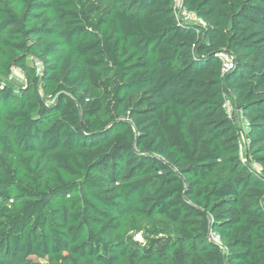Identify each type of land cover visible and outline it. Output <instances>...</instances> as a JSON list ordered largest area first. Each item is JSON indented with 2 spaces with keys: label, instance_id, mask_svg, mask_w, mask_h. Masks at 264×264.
Here are the masks:
<instances>
[{
  "label": "trees",
  "instance_id": "1",
  "mask_svg": "<svg viewBox=\"0 0 264 264\" xmlns=\"http://www.w3.org/2000/svg\"><path fill=\"white\" fill-rule=\"evenodd\" d=\"M181 4L0 0V264H264V0Z\"/></svg>",
  "mask_w": 264,
  "mask_h": 264
},
{
  "label": "built area",
  "instance_id": "2",
  "mask_svg": "<svg viewBox=\"0 0 264 264\" xmlns=\"http://www.w3.org/2000/svg\"><path fill=\"white\" fill-rule=\"evenodd\" d=\"M174 2H175L176 19L182 20L184 22L192 23L194 25H197L198 27H201L204 25L203 20L199 16L195 15L194 13L182 7L181 0H174ZM218 57L221 61V72L223 74L227 73L233 68L234 66L233 59L229 53L220 52L218 54ZM9 78L10 76L7 79L8 81H9ZM2 85L3 84H1L0 86L2 87ZM223 107L229 116L234 117V120L237 123L236 117H237L238 112L241 113V111L238 108L233 107L231 100L227 95H224ZM245 123H246V130L244 132L247 131V121L246 120H245ZM239 133L241 134L240 131ZM210 236L215 242H218V243L220 242L217 235H214L213 233H211Z\"/></svg>",
  "mask_w": 264,
  "mask_h": 264
},
{
  "label": "rangeland",
  "instance_id": "3",
  "mask_svg": "<svg viewBox=\"0 0 264 264\" xmlns=\"http://www.w3.org/2000/svg\"><path fill=\"white\" fill-rule=\"evenodd\" d=\"M110 1V0H109ZM37 65V63L35 64ZM9 81L13 83L14 85L17 86H22L25 83V78L22 72H20L17 69H12L11 75L9 78ZM237 125L239 127V131L241 132V155L243 157L244 154V148H243V140L242 138L244 137V131L246 130V123L245 119L243 118L242 114L238 112L237 117H236ZM146 222L144 220H138V221H130L128 223V228L125 234V237L129 240H133L136 242H141L143 239L142 233L144 230ZM30 260H37L35 256H31Z\"/></svg>",
  "mask_w": 264,
  "mask_h": 264
}]
</instances>
